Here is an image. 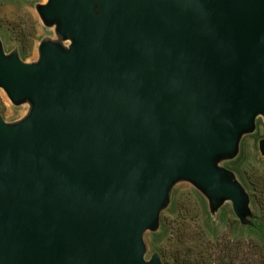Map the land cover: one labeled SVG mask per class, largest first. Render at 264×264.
<instances>
[{
	"label": "water",
	"instance_id": "obj_1",
	"mask_svg": "<svg viewBox=\"0 0 264 264\" xmlns=\"http://www.w3.org/2000/svg\"><path fill=\"white\" fill-rule=\"evenodd\" d=\"M36 8L56 33L36 61L0 39V88L29 105L0 114V264H167L145 234L180 182L251 222L221 162L264 118V0Z\"/></svg>",
	"mask_w": 264,
	"mask_h": 264
},
{
	"label": "rangeland",
	"instance_id": "obj_2",
	"mask_svg": "<svg viewBox=\"0 0 264 264\" xmlns=\"http://www.w3.org/2000/svg\"><path fill=\"white\" fill-rule=\"evenodd\" d=\"M46 1L0 0V39L6 52L18 47L25 61H36L42 39L56 38L54 27L45 25L37 12L36 5ZM28 110V104H13L0 88V114L7 121L21 119ZM262 138L264 118L260 116L256 130L242 138L239 154L221 162L235 173L250 194L254 214L251 222L242 223L230 201L213 213L208 197L201 190L189 182H180L162 212L159 229L145 234L147 259L155 251L175 252L181 246L183 233L185 239L191 240L192 251L207 255L215 264H264V155L259 147ZM256 220L262 222V230L252 227Z\"/></svg>",
	"mask_w": 264,
	"mask_h": 264
},
{
	"label": "trees",
	"instance_id": "obj_3",
	"mask_svg": "<svg viewBox=\"0 0 264 264\" xmlns=\"http://www.w3.org/2000/svg\"><path fill=\"white\" fill-rule=\"evenodd\" d=\"M262 222L255 221V225H252L253 228L262 230ZM181 237V246L179 249L175 250V252H169L166 253V251L162 250L161 255L163 259L171 262L172 264L178 263V264H215V261L208 259L207 255L203 256L200 254L197 255L193 250V246L190 244V239H185L183 236V233L180 235ZM186 237V236H185ZM206 251V250H205ZM195 255H194V253ZM208 252V250H207ZM193 253V255H192ZM222 262V261H221Z\"/></svg>",
	"mask_w": 264,
	"mask_h": 264
},
{
	"label": "flooded vegetation",
	"instance_id": "obj_4",
	"mask_svg": "<svg viewBox=\"0 0 264 264\" xmlns=\"http://www.w3.org/2000/svg\"><path fill=\"white\" fill-rule=\"evenodd\" d=\"M252 218V217H251Z\"/></svg>",
	"mask_w": 264,
	"mask_h": 264
}]
</instances>
